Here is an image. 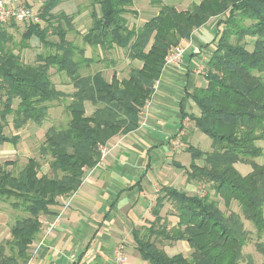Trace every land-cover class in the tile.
I'll return each mask as SVG.
<instances>
[{
    "label": "trees",
    "instance_id": "1",
    "mask_svg": "<svg viewBox=\"0 0 264 264\" xmlns=\"http://www.w3.org/2000/svg\"><path fill=\"white\" fill-rule=\"evenodd\" d=\"M164 1L150 0L159 14L139 28L127 19L136 15L134 0L92 1V22L83 41L103 55L125 50L131 61L142 64L125 79L116 72L110 81L100 71L82 74L83 68L105 58H88L85 48L67 40V30L74 29L77 16L54 12L63 0L45 2L40 13L46 27L25 25L22 48L37 38L52 50L33 63L15 52L10 29L20 24L0 25V146L17 145L21 139L7 135V128L41 126L54 102L70 99L67 125L51 126L40 147L41 155L50 158L52 177L40 174L41 164L35 158L28 159L18 173L8 170L14 162L0 164V202L13 200L10 206L25 214L11 225L10 239L0 243V264L29 262L31 246L42 232V217L51 214L60 198L80 189L86 174L100 163L102 147L140 127L141 112L154 94L169 52L223 15L226 20L219 23L213 40L216 49L205 72L207 87L190 95L200 110L190 120L211 139L212 150L187 148L192 157L188 179L210 187L214 197L206 194V188L205 194H189L163 186L152 211L154 221L135 230L134 240L149 264H243L244 248L253 234L245 228L247 220L256 230L257 250L264 255V164L256 161L264 157L259 146L264 142V0H202L187 10ZM51 35L58 41H52ZM246 38L254 40L252 50ZM53 68L67 75L73 92L56 88L50 74ZM87 104L94 107L91 115ZM237 164L249 165L252 171L242 175ZM234 202L239 213L230 210ZM166 203L172 206L169 214L178 219L172 227L161 215ZM176 242L188 243L190 257L166 253L165 243ZM247 264H254L251 257Z\"/></svg>",
    "mask_w": 264,
    "mask_h": 264
},
{
    "label": "crops",
    "instance_id": "2",
    "mask_svg": "<svg viewBox=\"0 0 264 264\" xmlns=\"http://www.w3.org/2000/svg\"><path fill=\"white\" fill-rule=\"evenodd\" d=\"M46 1L20 0V3L39 8L41 12ZM73 1L63 0L57 8H71ZM183 1L165 0L164 3L176 7ZM201 1L194 0V3ZM80 5L76 3L73 8ZM133 10L139 12L141 23L138 28L159 14V9H153L150 0H134ZM64 12L70 14L67 10ZM82 15L75 20L77 29L87 23L91 26L90 12L83 18ZM145 16L149 18L143 19ZM225 20V15L212 18L196 29L190 40L180 44L187 49L183 64H165L148 102L149 112H143L144 109L141 112L140 127L112 138L105 146L109 152L102 155L92 172L86 174L80 189L68 198H60L51 214L42 217V232L31 246L27 264H112L114 248L121 243L127 247L126 264H149L136 249L134 231L150 227L154 221L152 211L161 188L173 187L189 194L199 190V183L190 181L187 173L192 162L187 148L194 146L193 138L198 132L190 116L200 115L190 95L196 88L207 87L206 74L200 70H207L216 49L213 40L219 23ZM20 131L13 134L7 128L5 132L21 138ZM182 131L184 137L176 149L174 142ZM166 205L161 215L172 227L178 219L169 214L172 206ZM55 220H58L57 227L46 235L48 224ZM6 229L8 215L0 210V243L5 241L3 233ZM178 243L190 254L187 242L165 243L166 253Z\"/></svg>",
    "mask_w": 264,
    "mask_h": 264
},
{
    "label": "rangeland",
    "instance_id": "3",
    "mask_svg": "<svg viewBox=\"0 0 264 264\" xmlns=\"http://www.w3.org/2000/svg\"><path fill=\"white\" fill-rule=\"evenodd\" d=\"M93 0H74L73 5L71 8H56L55 13L60 12L61 10H67L70 14H76L75 20H78L80 15L83 18L86 16V14L89 15V12H91V3ZM79 3L82 4L78 8H73L74 4ZM194 3V0H184L181 4L179 3L176 5L178 10H187L191 6V4ZM153 9L157 10L156 7H153ZM35 11H38L39 8H33ZM37 9V10H36ZM151 9V8H150ZM136 17L132 15H128L127 19L129 20L130 25H135L136 27L140 25V18H139V12L136 13ZM149 18L148 16L144 17L143 19ZM42 19V18H41ZM75 25V21H74ZM41 27H46V24L44 23V20H42ZM18 28H12L10 29V32L13 34L15 42H16V50L15 52L20 55L23 61L27 63H33L38 55L41 54H47L51 52L49 48H46L43 46V44L37 39L32 38L28 43L26 48H22L21 45V39H22V33L25 31L26 27L25 25H18ZM90 28V23H87V26L84 25V27H81L79 29L74 26V29L71 31L67 30V40L70 42H73L75 45L85 48L86 51V57L88 58H99L101 59L104 57L105 60L102 62H96V64H93L91 68H83L82 74L84 76H87L91 73H96L98 71L102 72L106 79L108 81L111 80L112 75L114 72L117 73L118 77L120 79L128 78L129 73L133 67H141L142 64L137 61H131L128 56L127 52L125 50L116 49L112 51L111 53H108L107 55H103L101 51L94 52L92 48L89 46H86L83 41V36L85 35V32ZM84 33V34H83ZM83 34V35H82ZM50 39L52 41H58L57 37L54 35H51ZM246 42L249 43L248 49L252 50L253 48V42L254 40L251 38H246ZM183 43V42H182ZM180 45V44H179ZM54 52V51H53ZM168 57V56H167ZM166 57V60H167ZM109 61V62H106ZM51 78L53 83L55 84L56 88L60 91L65 92L66 94H69L73 92V87L70 83L69 78L64 73H59L56 69H51L50 71ZM158 83V82H157ZM157 85V84H156ZM156 85L154 92L156 90ZM154 95V94H153ZM70 103V99L67 97L63 99L60 102H54L51 105L49 116L47 120L43 123L41 126H37L35 124H28L25 126L19 134L21 135V141L17 146L12 145H4L0 147V164H3L7 161L14 162L13 165H10L8 167V170L18 173L27 163L28 159L35 158L39 161L41 164V175H47L52 177L54 174L50 169L49 166V160L50 158H44L40 153V147L45 139V133L51 126H56L58 128L65 127L68 123L69 116L68 112L66 110L67 105ZM94 111V107L90 104H87V114L91 115ZM184 130V128H182ZM13 134H16V132L12 127L10 129ZM183 132V131H182ZM185 133V132H183ZM184 134L181 136L180 141L183 140ZM194 146L198 150H202L203 152H210L212 150V141L211 139L203 134L201 131L198 130V132L194 135ZM259 146L264 148V142H260ZM184 148V147H183ZM259 164H264V157L256 160ZM199 165H202V161H197ZM237 170L242 175H247L252 171V168L248 165L244 164H237L236 165ZM202 184H198V188L201 187ZM197 188V190H198ZM206 188V187H205ZM211 194L213 196V191L210 187L206 188V194ZM220 202V208L223 211L227 212V209L220 199H218ZM14 202L13 200L8 201H1L0 202V210L3 213H6L8 215V229H6V233H3L4 240L10 239V227L15 222V219L18 217L25 216L24 212L19 209H13L10 204ZM168 207V205H166ZM231 211L239 213V206L237 203H233ZM245 222V228L252 232L250 241L246 244L244 248V255H245V261L243 264L248 263V258L251 257L254 261V264H263L264 263V255H262L260 252H258L256 243L258 242L257 236L255 235V229L254 226L251 224V222H248L247 220ZM264 240V239H263ZM123 244V243H121ZM125 245V244H124ZM118 246V245H117ZM126 246V245H125ZM127 248V247H126ZM181 243H178L173 248H169L168 254L170 256H174L176 254H183L187 255V257H190L192 250L190 249V254L186 253L184 249H182ZM126 250V249H125Z\"/></svg>",
    "mask_w": 264,
    "mask_h": 264
},
{
    "label": "built area",
    "instance_id": "4",
    "mask_svg": "<svg viewBox=\"0 0 264 264\" xmlns=\"http://www.w3.org/2000/svg\"><path fill=\"white\" fill-rule=\"evenodd\" d=\"M10 22H16L21 25H41V13L39 11H35L29 6L21 4L20 0H0V25H6ZM186 51L187 49L182 45L174 47L169 52L166 63L181 66L183 64V57ZM200 71L203 74L206 72L205 69H201ZM149 110L150 104H147L143 112L148 113ZM143 124L145 125V122H143ZM182 135L183 132H180L177 140L174 142V147L176 149H179L180 147L179 138H181ZM101 150L103 156L109 152V150L106 149L105 146L102 147ZM198 193L205 194L204 185L199 188ZM57 224L58 220L49 223L46 235H48L53 229H55L57 227ZM125 249L126 246L124 244H120L114 248L112 264H126L127 258Z\"/></svg>",
    "mask_w": 264,
    "mask_h": 264
}]
</instances>
